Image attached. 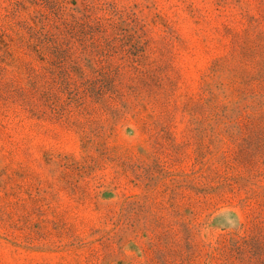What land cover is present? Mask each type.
I'll return each instance as SVG.
<instances>
[{"label": "rangeland", "instance_id": "374dc122", "mask_svg": "<svg viewBox=\"0 0 264 264\" xmlns=\"http://www.w3.org/2000/svg\"><path fill=\"white\" fill-rule=\"evenodd\" d=\"M255 156L264 0H0V264H257Z\"/></svg>", "mask_w": 264, "mask_h": 264}, {"label": "trees", "instance_id": "16d2710c", "mask_svg": "<svg viewBox=\"0 0 264 264\" xmlns=\"http://www.w3.org/2000/svg\"><path fill=\"white\" fill-rule=\"evenodd\" d=\"M44 19L40 20L43 23L39 28L33 25L28 26L30 32L29 47L32 51L38 53L40 58L43 57L46 49L56 47L60 44V33L57 32L59 25H48ZM35 71H37V73L32 75V78L33 81L38 84L39 79L42 76L41 69H31V72L34 73ZM261 147L262 146L257 147V150H260ZM245 164L250 168L251 173L243 176V182L246 186L250 185L251 188L248 189L247 196L242 200V202H246L248 199L261 198L260 202L264 206V158H257L255 156V158H251V160L249 159L248 162H245ZM242 243L246 246H250L254 258H259V246L264 249L262 241L258 238H245ZM252 264L254 263L252 262ZM257 264H264V259L258 260Z\"/></svg>", "mask_w": 264, "mask_h": 264}]
</instances>
